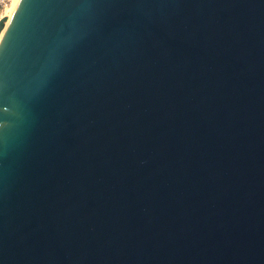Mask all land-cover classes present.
<instances>
[{
  "label": "water",
  "instance_id": "water-1",
  "mask_svg": "<svg viewBox=\"0 0 264 264\" xmlns=\"http://www.w3.org/2000/svg\"><path fill=\"white\" fill-rule=\"evenodd\" d=\"M7 14L0 264H264V0Z\"/></svg>",
  "mask_w": 264,
  "mask_h": 264
},
{
  "label": "bare ground",
  "instance_id": "bare-ground-1",
  "mask_svg": "<svg viewBox=\"0 0 264 264\" xmlns=\"http://www.w3.org/2000/svg\"><path fill=\"white\" fill-rule=\"evenodd\" d=\"M18 1L19 0H13L12 1V4H11V7L9 9V13L8 15L6 16L8 19H10V17L12 16L15 8H16V5L18 4ZM18 26H16L10 33L7 34V37L5 39V56H6V59L3 63V80H4V84L3 86L1 87L0 89V96L2 95V92L4 90V86L8 80V76H9V73H10V66H9V51L12 47V43L14 42L15 38H16V35H17V31H18ZM1 36V35H0Z\"/></svg>",
  "mask_w": 264,
  "mask_h": 264
},
{
  "label": "built area",
  "instance_id": "built-area-1",
  "mask_svg": "<svg viewBox=\"0 0 264 264\" xmlns=\"http://www.w3.org/2000/svg\"><path fill=\"white\" fill-rule=\"evenodd\" d=\"M10 0H0V12H4Z\"/></svg>",
  "mask_w": 264,
  "mask_h": 264
},
{
  "label": "rangeland",
  "instance_id": "rangeland-1",
  "mask_svg": "<svg viewBox=\"0 0 264 264\" xmlns=\"http://www.w3.org/2000/svg\"><path fill=\"white\" fill-rule=\"evenodd\" d=\"M7 10H8V8H6V10H4V13H5V12H6V13H9V10H8V11H7ZM2 14H3V12H2V13L0 12V18H1V15H2ZM7 15H8V14H7ZM7 15H6V16H7Z\"/></svg>",
  "mask_w": 264,
  "mask_h": 264
}]
</instances>
